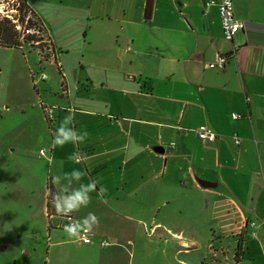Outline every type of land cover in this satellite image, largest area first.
<instances>
[{
    "label": "crops",
    "instance_id": "0c3cea01",
    "mask_svg": "<svg viewBox=\"0 0 264 264\" xmlns=\"http://www.w3.org/2000/svg\"><path fill=\"white\" fill-rule=\"evenodd\" d=\"M210 1L27 0L53 51L45 64L59 77L30 74L27 102L16 108L37 143L32 154L25 143L24 165L16 166L29 185L25 211L36 209L35 232L46 242L7 241L8 262L27 264L47 247L46 264H264V0H231L245 23L232 43ZM54 27L76 36L56 38ZM218 55L228 57L224 68L209 69ZM43 107L55 109L52 125ZM1 110L9 122V106ZM70 114L66 126L87 137L53 145ZM201 125L216 133L214 142L196 138ZM73 170L82 172L79 183L94 185L75 211L77 220L97 217L90 244L68 238L48 202L59 190L52 178ZM244 221L256 223L254 236Z\"/></svg>",
    "mask_w": 264,
    "mask_h": 264
},
{
    "label": "rangeland",
    "instance_id": "374dc122",
    "mask_svg": "<svg viewBox=\"0 0 264 264\" xmlns=\"http://www.w3.org/2000/svg\"><path fill=\"white\" fill-rule=\"evenodd\" d=\"M4 16L10 20L19 18L20 21V18L22 19L23 15L19 12L15 0H0V17ZM27 16L32 19L31 13H27ZM34 23L36 24V22ZM59 28L62 27H54L52 31L56 38L67 41L73 35L76 36V32L72 29L56 31ZM48 34L50 35V33ZM81 37V35H77L73 45H77ZM33 47L29 43L25 44L23 51L0 47V114L1 112L3 113L2 108L9 106L11 110V113L8 114L10 117L7 119L9 122L0 121V244L2 243L0 245V264H11L8 262V255L14 250L7 242L11 239L17 240L21 244L39 241L38 247L42 245L41 241L46 242L45 234L43 235L41 231L35 232L37 227L40 226V219L36 215V209L34 208V211H25L23 192L29 185L28 181H25V175L23 176L16 167L24 165V160L20 155L24 154L25 143L28 145V151L31 154L35 151V146L37 145L33 140L27 139L26 130L29 125L27 122H23L20 115L21 111L16 110L19 104L27 102L26 92H29L32 87L29 76L30 74L34 76H42L43 74L46 78L55 80H58L59 77L54 72L55 68L48 66L47 63L45 64L41 60L38 51L33 49ZM55 52L59 53L60 50L57 49ZM71 59L72 56L68 59V64L71 66L69 71H75V67L79 69L78 59L73 58L75 65ZM51 63L53 64V62ZM69 74L71 75V73ZM70 77L75 82L74 77L72 75ZM36 80L38 79L36 78ZM55 86L57 89L55 92L59 93V86L58 88L57 84ZM3 114L6 116V113ZM3 127L7 129L11 127L10 132L8 131L9 133L7 132L4 135ZM9 146L15 149L12 153L13 155L6 149ZM41 171V168H38L37 173L34 174V185L38 183V177L42 175ZM32 218L33 221H29ZM195 256L196 253L194 252L192 257ZM27 257V264H46L47 247L40 248ZM177 259L183 262L186 261L181 256H177Z\"/></svg>",
    "mask_w": 264,
    "mask_h": 264
},
{
    "label": "clouds",
    "instance_id": "9594fccd",
    "mask_svg": "<svg viewBox=\"0 0 264 264\" xmlns=\"http://www.w3.org/2000/svg\"><path fill=\"white\" fill-rule=\"evenodd\" d=\"M71 120L72 115L70 114L55 129L52 138L53 145L58 147H63L66 144L79 145L85 140L87 137L86 132L77 134L74 129L66 126ZM77 159H83V157H77ZM81 176V171L73 170L71 173L57 175L52 178L51 183L58 186L59 189L58 191L49 192L51 203L57 213L69 215L88 205L89 193L94 190V185L91 182L87 184L79 183ZM74 184L75 187H73ZM96 223H98L97 217L89 213L86 217L74 223L64 225L63 231L68 238L73 239L79 237L82 233L91 231Z\"/></svg>",
    "mask_w": 264,
    "mask_h": 264
},
{
    "label": "built area",
    "instance_id": "2783aa9c",
    "mask_svg": "<svg viewBox=\"0 0 264 264\" xmlns=\"http://www.w3.org/2000/svg\"><path fill=\"white\" fill-rule=\"evenodd\" d=\"M207 6H215L217 8L219 18H220V22H221V30H222V35H223L224 41L231 42L233 40L234 36L239 31L245 29V23L242 21L236 20L234 17L233 4H232L231 0H213V1H210L209 3H207ZM29 19H31V18H29V16L25 17L23 23H20V21L18 19L12 20V22L15 25L16 30L20 33L21 39L31 37L35 40L36 38L42 37L44 39V41L48 43V41L42 36V32H41V30L37 24H35L31 27H29L27 25V22ZM34 40H31L32 45L37 46L38 44H40V42H37ZM49 53H51V56H53V52H51V50H49ZM235 55H236V51H233L232 56H235ZM227 58H228L227 56L218 55L216 58V61L208 64L207 67L209 69H223L225 64H226ZM41 79H45V76H42ZM42 110H43V113L45 116V120H47V122L50 125H52V123L55 119V116H54V110L55 109L52 107H43ZM231 116H232L231 118L233 120H236L239 118V115H237V114H232ZM195 134H196V138L198 140H200L202 142H207V143H212L217 138L216 133L207 125L199 126L196 129ZM235 144L238 145L239 141L235 140ZM45 153H46V150L42 149L39 151V156L43 157L45 155ZM58 218L60 220L59 226L62 229H63L64 225L71 224V223H74L75 221H77L75 212H73L69 215H64V214L58 213ZM246 226L249 227V230L248 231L246 230V234L254 236L255 235L254 229L256 227V223L244 221V228H246ZM76 239L83 244H90L91 243L88 232L82 233ZM104 244H105L104 242L101 243V245H104Z\"/></svg>",
    "mask_w": 264,
    "mask_h": 264
},
{
    "label": "trees",
    "instance_id": "16d2710c",
    "mask_svg": "<svg viewBox=\"0 0 264 264\" xmlns=\"http://www.w3.org/2000/svg\"><path fill=\"white\" fill-rule=\"evenodd\" d=\"M15 1L18 5L19 12H21L23 15L22 19L20 18V23H23L24 19L26 17V14L31 13L30 8L27 4V0H15ZM18 20H19V18H18ZM27 25L29 27H31V26L35 25V23L31 19H29L27 22ZM220 26H221V22H220ZM31 40H34V39L31 37L21 39L18 31L15 28L14 23L12 22V20H10L9 18H7L5 16L0 17V47L8 48V49H11V48H14V49L22 48L23 49L25 44L29 43L30 45H32ZM34 41L40 42V44H38L37 46H34V45H32V46H34L33 49H36L38 51V53L41 57V60L44 62H48V60H51L52 56H51V53H49V50H51L50 43L45 42L42 37L36 38ZM227 43H232V41L227 42ZM40 46H42L44 48H42ZM51 52H53V51L51 50ZM223 56H225V55H223ZM48 202L51 204L50 195L48 198Z\"/></svg>",
    "mask_w": 264,
    "mask_h": 264
},
{
    "label": "water",
    "instance_id": "95a60500",
    "mask_svg": "<svg viewBox=\"0 0 264 264\" xmlns=\"http://www.w3.org/2000/svg\"><path fill=\"white\" fill-rule=\"evenodd\" d=\"M146 9H147V15H146V18L149 17V12H150V1L148 2V5L146 6ZM202 186H208L206 183H202L201 184Z\"/></svg>",
    "mask_w": 264,
    "mask_h": 264
}]
</instances>
